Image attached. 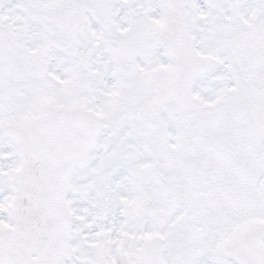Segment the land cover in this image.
<instances>
[{"label": "snow or ice", "instance_id": "6c2138e0", "mask_svg": "<svg viewBox=\"0 0 264 264\" xmlns=\"http://www.w3.org/2000/svg\"><path fill=\"white\" fill-rule=\"evenodd\" d=\"M0 264H264V0H0Z\"/></svg>", "mask_w": 264, "mask_h": 264}]
</instances>
